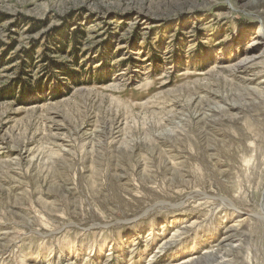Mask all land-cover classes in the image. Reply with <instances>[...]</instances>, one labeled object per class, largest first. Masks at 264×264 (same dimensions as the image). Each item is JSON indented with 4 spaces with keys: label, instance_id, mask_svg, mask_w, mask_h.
<instances>
[{
    "label": "rangeland",
    "instance_id": "obj_1",
    "mask_svg": "<svg viewBox=\"0 0 264 264\" xmlns=\"http://www.w3.org/2000/svg\"><path fill=\"white\" fill-rule=\"evenodd\" d=\"M263 212L264 0H0V264H264Z\"/></svg>",
    "mask_w": 264,
    "mask_h": 264
},
{
    "label": "bare ground",
    "instance_id": "obj_2",
    "mask_svg": "<svg viewBox=\"0 0 264 264\" xmlns=\"http://www.w3.org/2000/svg\"><path fill=\"white\" fill-rule=\"evenodd\" d=\"M260 59H262V57H261V55H254V57H251L250 59L249 58H246V59H244L241 63H240V65L242 66V65H244L245 67H247V65L250 63V62H254V61H257V60H260ZM263 214H264V212H263ZM263 219H264V217H262ZM229 238V237H228ZM224 239V238H223ZM227 240V239H226ZM229 240V239H228ZM224 241V240H223ZM231 241V240H230ZM226 243H228V242H226Z\"/></svg>",
    "mask_w": 264,
    "mask_h": 264
},
{
    "label": "trees",
    "instance_id": "obj_3",
    "mask_svg": "<svg viewBox=\"0 0 264 264\" xmlns=\"http://www.w3.org/2000/svg\"><path fill=\"white\" fill-rule=\"evenodd\" d=\"M74 33H75V34H78V33H77V31H76V32H74ZM79 37H80V36H79ZM77 40H78V39H77ZM58 49H59V50H57V51H58V53H61L62 51H64V50H62V49H61V47H60V46H59V48H58ZM55 52H56V51H55ZM55 52H54V53H55ZM47 54H48V53H47ZM46 59H47V58H45L44 60L46 61ZM54 63H55V60H51V62H50L49 64H51V65H50V66H51V68H53V69L55 70V69H56L58 66H57V67H56V66H54ZM53 69H52V70H53ZM41 81H42V80H40V83H41ZM19 86H20V85H19ZM38 87H39V86H37L36 88H38ZM19 88H20V87H19ZM8 90H9V89H8Z\"/></svg>",
    "mask_w": 264,
    "mask_h": 264
}]
</instances>
